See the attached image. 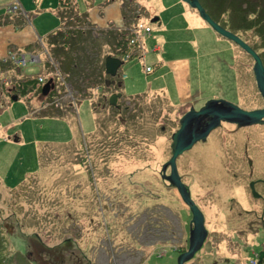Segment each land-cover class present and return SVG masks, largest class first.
<instances>
[{
    "label": "rangeland",
    "instance_id": "374dc122",
    "mask_svg": "<svg viewBox=\"0 0 264 264\" xmlns=\"http://www.w3.org/2000/svg\"><path fill=\"white\" fill-rule=\"evenodd\" d=\"M62 1L0 0L1 16L18 25L26 20L35 35L0 58V264H176L178 252L188 247L191 216L179 191L161 174L171 132L189 104L198 106L210 97L244 108L263 106L254 61L184 0ZM199 1L219 24L256 48L264 65L262 29L249 24L245 13L221 12L215 0ZM132 7L151 31L140 28L132 42H144L146 57L141 59L137 54L143 49L133 44L135 58L118 70L124 88L116 108L105 102L108 91L102 97V88L112 90V81L106 80L110 88L104 80L96 88L97 67L102 69L114 49L110 31L104 34L109 23L132 22L125 14ZM181 57L188 59L189 76L182 86L190 96L171 104L161 92H175L170 63ZM144 63L151 66L147 71ZM32 75L43 76L42 91L11 97L13 82ZM206 137L175 160L190 197L198 200L194 203L206 221L214 219L208 204L218 205L217 218L228 203L238 214L242 208L235 200L242 199L245 208H258L246 214L249 227L260 224L264 122L223 121ZM165 170L169 174L170 167ZM250 179L262 192L258 196L249 189ZM232 189L238 196L230 194ZM165 228L174 237H155L156 244H147L146 237L154 236L148 232L160 234ZM218 238L206 236L183 264H253L264 227L255 239L260 243L250 247L244 238L233 236L229 244Z\"/></svg>",
    "mask_w": 264,
    "mask_h": 264
},
{
    "label": "water",
    "instance_id": "95a60500",
    "mask_svg": "<svg viewBox=\"0 0 264 264\" xmlns=\"http://www.w3.org/2000/svg\"><path fill=\"white\" fill-rule=\"evenodd\" d=\"M191 7L199 11L198 14L209 24L218 34H221L232 41H235L242 49L247 51L253 59L252 72L255 79V84L258 91L264 100V65L261 61V57L257 50H255L250 44L245 41L242 37H239L234 31L228 30L224 26L218 23L211 15L206 11L204 6L199 0H184ZM104 61V67L106 72L114 74L118 65L120 64V57L106 55ZM47 86L43 90H46ZM113 98V95H112ZM188 108L181 114V118L178 119L179 125L177 129L171 132L170 139V156L162 164L161 174L166 178L169 183L173 185L179 191V195L184 202L190 208L191 217L189 224V235H188V247L187 250L179 252L177 254L176 264H183L184 260H188L196 250L202 245L205 239L206 227L204 225V217L202 210L195 205V200L190 197L189 191L185 184H183L178 174L176 167V157L178 154L186 149L193 146V143L197 140H204L207 138V134L214 127H217L223 121H229L235 123L238 126H244L255 123L264 122V104L260 107L244 108L235 102L226 98L210 97L207 98L200 107ZM170 167L169 174H163L166 166ZM252 192L258 196L253 186V181L249 182ZM264 254V250L259 251V257Z\"/></svg>",
    "mask_w": 264,
    "mask_h": 264
},
{
    "label": "flooded vegetation",
    "instance_id": "af4514ba",
    "mask_svg": "<svg viewBox=\"0 0 264 264\" xmlns=\"http://www.w3.org/2000/svg\"><path fill=\"white\" fill-rule=\"evenodd\" d=\"M142 9H143V7L140 8V11H142ZM125 14L128 15L127 19L132 20V22H125L124 24H120V25H115L114 23L110 22L109 23V25L111 26L110 30H107L108 32L104 33L105 35L106 34L110 35L109 34V31H110L111 35L112 34L113 35L116 34L118 36V39H124V43L126 41L125 44H126L127 47L124 48V47L120 46L119 44L113 43V41L111 40L110 42L113 43L114 49L111 52L106 54V55L109 54V55L114 56V57L115 56L120 57L119 58L120 59V64L118 65L119 68L117 67L118 69H116V72L114 74H109L108 72L104 71L107 74L106 78H104L103 75H102V71H101L103 69V64H104V60H105V59H103V61H102L103 62L102 69L100 70V67H97L99 70H98V75L96 76V79H100L99 81L95 80L97 87L94 85L95 81L91 82L92 86H95L96 88H98V87H102L103 86V80H104L105 87L106 86L107 87L110 86L109 84H106V80L109 79V80L112 81V84H111L112 85V87H111L112 90H105V89L102 88V90H103L102 91V97L104 98L105 97V91H108L109 94H108L105 102H106V104L108 102L109 104H111L112 106H115L116 108H119L121 106V103L118 102V100H121L120 97L122 95V90H123L122 87L124 88V85H123L124 83L121 80L122 78H120V76H122V74L118 73V70L121 71V69H123L122 66L126 62V60H130L132 58H135L134 55H133V50L130 49L131 47H133L132 45L134 43L132 44V42H134L135 34L138 35L139 32H141L140 28H143V26H149V30H150V24H148V23L144 24V21L141 20V17H140V16H142V15H140L141 12H135V8H133V7L132 8H128L127 12H125ZM153 18L155 19L156 16L153 17ZM87 21H89V20H87ZM104 26L107 27L106 25H104ZM100 27H102V26H100ZM138 39H139V36H138ZM30 42L31 41L25 42L23 44L24 47H25V45L29 44ZM136 42L137 43H135V44L139 46L138 49H143L142 52H139L137 55L140 56L141 59H144V57H146L145 55H146V52H147V50L144 48L145 47L144 46V42H142V45L140 44V42H138V41H136ZM158 45H160V44H158ZM160 46H157L156 50ZM119 49H121V50L119 51ZM119 52H122L123 56L122 55L120 56L118 54ZM143 65H146V66L149 65L150 66V64H148V63L147 64L144 63ZM103 70H105V69H103ZM82 72L83 71H81L79 73H82ZM66 73H68V72H66ZM81 76H83V75H80V77ZM38 77H43V76L42 75H38ZM87 78H90V76L89 75H87V76L85 75V79L86 80H87ZM92 78H94V76H92ZM101 80H102V83H101ZM69 87H72V84L70 82H69ZM85 89H87V88H85ZM83 91H86V90L83 89ZM71 92L72 91L70 90L68 93H71ZM161 93L163 94L164 97H166L168 99L169 103H171V104L174 103V101H177V100L183 101L184 100L183 98L188 97V94H187V96H183L181 93L179 94V92H177V88H176L175 92H172V93L171 92H169V93L168 92H161ZM112 95H113V98H112ZM85 98H87V96ZM89 99H93V98H89ZM191 105L195 106L194 108H198V107L201 106L200 104L198 106H196L194 104H191ZM191 105L189 104L188 108H191ZM188 108H186L184 111H186ZM179 119H180V117H179ZM178 125H179V121L177 122V127H178ZM248 160H249V163H250L251 160L249 158H248ZM180 179L182 181H184L181 176H180ZM251 180L253 181V186H254L256 181H255V179L254 180L250 179L249 182ZM248 185L250 187L249 183H248ZM251 188L252 187H250L249 189L252 192ZM229 192H230V194H236V196H238V193H237L236 189H234V190L232 189ZM259 193H262V192H259ZM259 193H257V194H259ZM252 194H254V193L252 192ZM228 199L229 200L230 199L231 200H235L234 197H231V198H228ZM196 202L199 203L198 200L195 201V203ZM242 202H243L242 199L235 200L236 206H240V208H242L241 211L245 212V213H243V215H241V211L238 212V214L234 213L235 206L232 205L231 203L230 204L228 203L227 206H224V208L221 209V211L218 214L217 218L215 217L216 214L214 213V211H215V207H217L218 205L216 206V204H214V203L212 205L208 204L207 207L212 211L214 219L213 220H209L208 219V221H206V218L204 217V221H205L204 225L206 227V230L208 231V233H206V236L211 235V238H215V235H217V236H219L218 240H224L225 244L228 243L230 240H233L232 239L233 236H236L238 238L239 237L240 238H244L245 240H247L248 244H249V247H250V245L253 246V244L257 245L258 243H260L258 240H255V239L258 237V234L260 233L261 229H263V227H264V213H263V211L259 212L258 218H260L259 219L260 220V224H259V222L258 223L257 222L256 223L250 222V227H249V221L246 218V214L247 215L254 214L255 212H257L258 208H245L243 206ZM244 203H246V201H244ZM180 205H182V204H180ZM210 205H211V208H210ZM198 207H199V209H201L200 206H198ZM181 210L184 211L182 206H181ZM188 211H190L189 207H188ZM202 211H203L202 213H204V210H202ZM191 212L192 211L189 212V216H191ZM189 216H188L187 220L189 219ZM203 216H204V214H203ZM210 217H211V215H210ZM186 223L188 225V230H189L190 221H186ZM149 226L150 225H148L146 228L151 229V227H149ZM157 227L158 226L156 225L155 228H157ZM219 227L222 228V230H220ZM161 232H164L166 234H163ZM159 233L160 234L155 232V234H154L153 232H148V234H151V235H154V236L146 237L147 238V241H146L147 244H150V245L156 244L157 241L154 240L155 237H159L160 240H158V241H162V240L166 241V240H168V239L170 240L172 237H174L173 233H171V232L168 233V229L167 228H165V230L164 229H160ZM218 240H216V241H218ZM251 240H253V241H251ZM216 241L214 240L212 242V244H214ZM260 244H262L260 249L264 250V240H262ZM175 248L177 250L179 247L177 246ZM253 251H254L255 254H258V255H256V258H255V261L253 262V264H264V257H263L264 254L260 258L259 257V251L260 250L258 251L256 249V250H253Z\"/></svg>",
    "mask_w": 264,
    "mask_h": 264
},
{
    "label": "trees",
    "instance_id": "16d2710c",
    "mask_svg": "<svg viewBox=\"0 0 264 264\" xmlns=\"http://www.w3.org/2000/svg\"><path fill=\"white\" fill-rule=\"evenodd\" d=\"M62 1V0H61ZM218 3V6L221 9V12L224 11V9H231L233 10V13L236 12H241V14L245 13L246 16L249 19V24H254L259 27L260 31L262 29V33L264 35V0H215ZM64 4V2H61ZM67 3V2H66ZM130 3V2H129ZM244 3V5L242 4ZM60 35L62 32H58ZM61 35V37H62ZM80 38L82 40V44L86 43V38L83 37V33H81ZM112 36V41L115 44H119L120 46L126 48V41L124 43V39H118V36L116 34L111 35ZM85 41V42H84ZM48 42L53 43V40H48ZM66 41L62 42L65 43ZM264 47V44H262ZM253 47V46H252ZM262 47V48H263ZM85 48V46H84ZM256 50V48H254ZM129 50V49H128ZM264 50V48H263ZM263 50L260 51V53L264 52ZM65 52H63L64 54ZM125 53V52H124ZM73 65L75 67V61L73 62ZM97 80V79H96ZM42 79L38 77V75H32V76H27L25 79L17 80L14 81L12 84V90L13 92L11 94V97H18L22 92L25 93L26 91L32 90L34 92H40L41 86H43L41 83ZM26 87V88H25Z\"/></svg>",
    "mask_w": 264,
    "mask_h": 264
},
{
    "label": "crops",
    "instance_id": "0c3cea01",
    "mask_svg": "<svg viewBox=\"0 0 264 264\" xmlns=\"http://www.w3.org/2000/svg\"><path fill=\"white\" fill-rule=\"evenodd\" d=\"M25 21L26 20L18 25V23H14L16 21H14L13 18L7 20V18L2 17L0 13V58L6 56L12 48L20 50L25 42L34 39L35 35L32 34L31 27ZM170 65H172L170 66V70L172 71V76L177 86V92H179V94L181 93L183 96H187V94L190 96L189 89L182 86L184 80H188L189 76L187 57L172 60ZM116 257H118V255Z\"/></svg>",
    "mask_w": 264,
    "mask_h": 264
},
{
    "label": "built area",
    "instance_id": "2783aa9c",
    "mask_svg": "<svg viewBox=\"0 0 264 264\" xmlns=\"http://www.w3.org/2000/svg\"><path fill=\"white\" fill-rule=\"evenodd\" d=\"M143 28H144V31H145V29H146V30H149V26H143ZM144 67H145L144 69L147 71V70L149 69L150 66H149V65H147V66L144 65ZM39 78L41 79V77H39ZM163 249L165 250V248H163ZM165 251H166V250H165Z\"/></svg>",
    "mask_w": 264,
    "mask_h": 264
}]
</instances>
